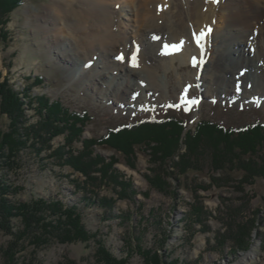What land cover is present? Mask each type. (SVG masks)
I'll return each instance as SVG.
<instances>
[{
  "label": "rangeland",
  "instance_id": "374dc122",
  "mask_svg": "<svg viewBox=\"0 0 264 264\" xmlns=\"http://www.w3.org/2000/svg\"><path fill=\"white\" fill-rule=\"evenodd\" d=\"M156 1L157 3L152 5V9L156 8V11H158L160 6L161 8L164 7L165 11L159 15L164 19V13H169L173 20L174 15L177 13L173 7L179 1L171 0L167 7L163 6L165 0ZM51 2L52 0H22L21 5L11 12L10 20L5 27L7 37L4 42L0 38V70L2 76L9 77L10 82L14 83L15 87L22 89L28 84L35 95L46 94L52 100L59 99L72 111L86 112L91 121L85 127L84 137L98 138L105 135L109 128L143 118L159 119L175 116L185 120L188 123V129L191 130H194L200 120H209L224 127L233 128L255 121L264 122V105H250L247 100H244L245 104H243L242 101L237 102L231 99L228 93L215 95L214 98L200 96L194 107L188 108L184 103L180 104L184 94L191 95V76H194L195 72L199 74L200 67H203L204 64H201V58L199 57L195 59V66L193 61L182 65L176 60L166 68L164 65L168 63V60L165 58L159 59L163 56H157V48L156 56H152L154 53L149 54L148 52L146 55L148 59L152 57L151 60L156 61H142L143 64L141 65L148 66L151 71L156 72L154 74L156 78H153L151 82L156 79L161 92H165L168 97L173 96V98L164 101L165 105L162 103L151 110L119 114L109 109L110 105L108 104L102 105L92 101L87 96L92 93L85 94L79 91L74 80L69 77L70 75L49 56L50 50L57 53L54 49L57 48V44L62 49L68 46L64 39L69 34L76 41L80 39V36L82 37V33H79L75 27L66 30L59 22L55 24L54 28H48L49 26L47 28L44 26V29L41 28L43 21L38 13H42L49 8L52 5ZM98 2L103 6L110 7V9L115 7L117 10L118 7H122L124 4L132 6L133 0H98ZM185 2H193V0L182 1L183 5L187 6ZM262 4L264 5V1L261 3V9L263 8ZM72 8L78 12L84 6L80 0H76L72 4ZM146 13L150 17L149 11H146ZM121 20L123 21V19ZM134 21L135 18L131 16L128 21L131 27L127 28L126 47L122 48L121 45L115 49L114 46L109 47L111 48L109 60L119 56L127 57L128 54L134 53V50L127 49L130 48V43L135 42L137 44L139 40L131 32V30L136 29L139 33L137 24ZM157 23L162 25V19ZM221 27L223 28V25L220 23L212 25L211 28L214 31L211 32V37L217 34ZM85 31L90 33V29ZM62 40L63 42H61ZM81 46L82 44L78 45L75 42V49L70 50L68 46L66 50L71 55L78 50L81 56L79 57L80 63L83 58V61H87L83 67L86 66L87 69L92 67L93 70L100 71L101 64L98 55L94 52L91 56L93 49L89 51L88 46L84 44ZM53 55L58 59L56 54ZM135 57L138 58L137 54H135ZM210 58L211 52L208 60ZM95 59L99 62L98 64L94 61ZM60 61L62 62V60ZM109 64L107 63V65ZM107 69L109 70V66H107ZM221 71L223 70L221 69ZM118 73L117 78L107 81L110 88L117 81L120 82ZM215 73L222 72L215 71ZM32 78H41L40 85L36 83L34 85L35 81L28 80ZM130 81H134V79H130ZM202 90L199 87V93ZM24 115L28 122L34 123L38 120L37 115L31 109H28ZM0 124L5 128L8 122L1 118ZM53 142L54 146H57V144L63 142V138L58 137ZM76 146L79 147V145ZM184 151L185 146L182 144L178 155H181ZM96 152L107 159H118V164L115 167L133 183L134 188L137 190L135 202L117 201L113 208L109 210L85 202L79 203L81 195L79 192H75L69 183V180L74 177L71 170L68 167L60 168L52 165V159H47L45 153H41L37 157L27 153L21 170L17 174L11 175L9 180L15 186L23 188L14 200L26 202L31 198L50 197L60 199L66 206L78 203V210L82 215V224L86 230L96 236L95 240L102 241L106 249L115 258L126 259L127 264H144L140 255L133 248L136 244V238H140V244L143 248L158 251L163 264H169L168 262L174 264H241L238 263L240 258L249 252L252 253V256H248L244 264H264V180H257L253 186L244 187L243 190L235 189L234 185L230 184L227 188L199 191L197 194L201 196L202 200L198 201L200 203L202 201L208 214L203 219V223L196 226L199 232L189 238L185 234L183 223L189 210V204L192 201L188 189L198 184H207L206 176L189 174L186 178L181 179V187H178L179 183L172 178L166 179L170 183L171 189L178 187V196L174 199L172 196L163 195L151 189L147 183L144 175L156 173L158 166L156 162H153L151 154L146 152L144 148L135 150L132 161L134 168L128 167L125 163L126 160H123L109 147H98ZM174 159L177 161L178 157ZM170 166L169 170L172 171V165L170 164ZM207 169L206 166L205 171ZM107 194L108 196L112 195L106 190L100 192V195ZM231 209L235 211L232 216H236L238 222L250 226V231L243 240L244 247L242 248L228 241L224 246L219 247L215 240V234L218 231L222 233L226 227L225 224L229 223L227 214ZM128 210L131 211L130 218L127 220L120 219V214L127 213ZM141 217L144 218V221H140ZM11 224L14 226L11 228L12 232H15L14 229L18 226L17 220L12 219ZM202 226H208L209 230L203 229ZM13 240L15 239L11 235L0 231V264H7L3 253ZM95 240L86 243L79 241L63 243L53 239L45 245L35 246L30 243L28 237L20 243L21 246L17 249L18 253L15 254L14 261L11 263L99 264L95 257L98 245ZM127 247H131L134 251L130 252Z\"/></svg>",
  "mask_w": 264,
  "mask_h": 264
},
{
  "label": "trees",
  "instance_id": "16d2710c",
  "mask_svg": "<svg viewBox=\"0 0 264 264\" xmlns=\"http://www.w3.org/2000/svg\"><path fill=\"white\" fill-rule=\"evenodd\" d=\"M21 3L22 0H0L2 42L7 37L5 27L10 14ZM28 80L35 81L34 85H40L42 81L41 78ZM28 109L38 117L34 123L26 120L24 114ZM1 118L8 124L5 128L0 124V231L15 239L3 253L7 264L13 263L20 243L28 237L35 246L45 245L53 239L63 243H86L96 238L82 224L78 203L66 206L60 199L50 197L31 198L26 202L14 200L23 188L15 186L9 179L21 170L27 153L35 157L45 153L47 159H52V165L68 167L74 176L69 183L81 195L79 203L108 210L117 201L135 202L137 190L115 167L118 159L105 158L96 152L98 147L113 149L131 168H134L132 161L135 150L144 148L159 167L156 173L144 175L147 183L151 189L174 199L178 196L182 178L189 174L206 176L207 184L187 188L192 201L183 223L189 238L199 232L196 226L203 223L208 214L202 201H198L202 200L197 194L199 191L227 188L230 184L235 189L243 190L244 187L253 186L257 180H264V122L260 121L233 128L200 120L191 130L185 120L175 116L143 118L109 128L101 137L86 138L84 130L91 121L86 112L72 111L59 99L52 100L46 94L35 95L28 84L22 89L15 87L9 77L2 76L0 70ZM58 137H62L63 142L54 146L53 141ZM182 144L185 151L178 155ZM175 157H178L177 161ZM170 164L172 171L169 170ZM169 177L179 183L177 188L171 189L166 180ZM102 190L112 195H100ZM130 213L128 210L120 214V219H129ZM233 213L235 211L231 209L227 214L229 223L225 224L224 231L215 234L219 247L224 246L226 241L244 247L243 240L250 226L238 222ZM12 219L18 222L15 232L11 229L14 227ZM140 221H144V218L141 217ZM202 228L209 230L208 226ZM95 241L98 244L95 257L99 264H127L126 259L115 258L102 241ZM135 241L133 248L144 264H163L158 251L143 248L140 238ZM131 247L127 249L133 252Z\"/></svg>",
  "mask_w": 264,
  "mask_h": 264
},
{
  "label": "bare ground",
  "instance_id": "6f19581e",
  "mask_svg": "<svg viewBox=\"0 0 264 264\" xmlns=\"http://www.w3.org/2000/svg\"><path fill=\"white\" fill-rule=\"evenodd\" d=\"M74 1L76 0H52V5L38 15L43 21V29L44 26L54 28L59 22L66 30L75 27L82 33L77 41L70 34L66 36L64 40L70 50L75 49L76 42L78 45L88 46L89 51L93 49L91 56L94 52L98 55L100 71L83 67L87 61H83V58L80 63L79 51H74L71 55L66 50L68 46L62 49L57 44V48H54L57 53L50 50L49 55L70 75L79 91L92 93L87 95L92 101L108 104L109 109L119 114L151 110L162 103L165 105L164 101L173 96L168 97L165 92H161L157 80L151 82L156 78V72L141 65L142 61H156L151 60L152 57L148 59L146 55L154 53L152 56H156L157 48V56H163L159 59L168 60L164 65L166 68L176 60L184 65L199 57L201 64H204L200 67L199 74L195 72L191 76V95L184 94L180 104L184 103L188 108L194 107L200 96L214 98L215 95L228 93L237 102L242 101L245 104L244 100H247L250 105H264L263 4L261 9L264 0H218V3L193 0L185 2L187 6L183 5L184 0H178V4L173 7L177 12L173 20L169 13H164V19L159 15L165 11L164 7L159 5L158 11L156 8L152 9V5L157 3L156 0H133L132 6L124 4L117 10L115 7L110 9L103 6L98 0H80L85 9L78 12L72 8ZM170 2L171 0H165L163 6H169ZM146 11H149L150 17ZM131 16L135 18L134 23L139 29V33L135 28L131 30L138 37V43L132 42L130 48H127L134 50V53L125 56L126 59L119 56L109 60V47H126L127 28L131 27L128 21ZM160 19L162 25L157 23ZM215 23L222 24L223 28L211 37V32L214 31L211 27ZM86 29H90V33L87 31V34ZM201 32L204 33V38L198 42ZM167 45L169 46L166 47ZM208 52H211L209 60ZM94 61L99 63L96 59ZM117 72L120 82L117 81L110 88L107 81L117 78ZM199 87L203 89L200 93ZM248 256L251 257L252 253L242 256L238 263L244 264Z\"/></svg>",
  "mask_w": 264,
  "mask_h": 264
},
{
  "label": "snow or ice",
  "instance_id": "6c2138e0",
  "mask_svg": "<svg viewBox=\"0 0 264 264\" xmlns=\"http://www.w3.org/2000/svg\"><path fill=\"white\" fill-rule=\"evenodd\" d=\"M212 2H213V3H218V0H212ZM209 31H210V29H209ZM203 38H204V33L201 32L200 35H199V38H198V42H199V40H202ZM173 47H175V46H173ZM193 65H194V66L196 65V60H195V58L193 59Z\"/></svg>",
  "mask_w": 264,
  "mask_h": 264
}]
</instances>
